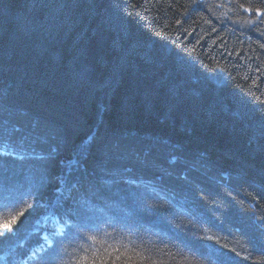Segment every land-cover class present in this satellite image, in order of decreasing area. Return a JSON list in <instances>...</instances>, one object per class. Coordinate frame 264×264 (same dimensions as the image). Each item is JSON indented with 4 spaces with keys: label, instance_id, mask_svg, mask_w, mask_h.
<instances>
[{
    "label": "trees",
    "instance_id": "obj_1",
    "mask_svg": "<svg viewBox=\"0 0 264 264\" xmlns=\"http://www.w3.org/2000/svg\"><path fill=\"white\" fill-rule=\"evenodd\" d=\"M0 264H264V0H0Z\"/></svg>",
    "mask_w": 264,
    "mask_h": 264
},
{
    "label": "snow or ice",
    "instance_id": "obj_2",
    "mask_svg": "<svg viewBox=\"0 0 264 264\" xmlns=\"http://www.w3.org/2000/svg\"><path fill=\"white\" fill-rule=\"evenodd\" d=\"M7 204H0V210L8 208ZM26 218V215L23 211H21L18 216H13L10 220H6L3 224H0V236L11 234L14 231L13 226L17 224L18 219ZM103 264V262H102ZM125 264H129V262H125ZM131 264H137L136 261H131Z\"/></svg>",
    "mask_w": 264,
    "mask_h": 264
}]
</instances>
